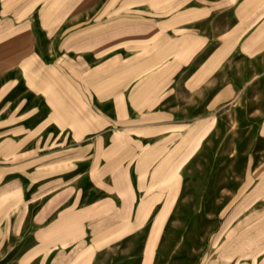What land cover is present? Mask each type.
<instances>
[{"label": "rangeland", "instance_id": "obj_1", "mask_svg": "<svg viewBox=\"0 0 264 264\" xmlns=\"http://www.w3.org/2000/svg\"><path fill=\"white\" fill-rule=\"evenodd\" d=\"M245 1L0 0V264H264Z\"/></svg>", "mask_w": 264, "mask_h": 264}, {"label": "crops", "instance_id": "obj_2", "mask_svg": "<svg viewBox=\"0 0 264 264\" xmlns=\"http://www.w3.org/2000/svg\"><path fill=\"white\" fill-rule=\"evenodd\" d=\"M191 2V0H189ZM187 2V1H185ZM233 3H235V0H232ZM245 3H247V6L251 5L254 6L255 8L252 9L251 7H249L247 9V11H245L244 9H240L236 12L235 10L232 11V15L233 16H238V19L240 18V16H244L245 14L251 15V14H259L262 10H259L260 8L264 9V0H246ZM253 4V5H252ZM186 14V13H185ZM166 38H168V40H173L179 41V44L183 45V47H187V46H191L194 47L197 43L203 41L205 38L204 37H193V36H188L187 34H185L182 38L180 39H171L172 37L166 36ZM10 131V130H9Z\"/></svg>", "mask_w": 264, "mask_h": 264}]
</instances>
